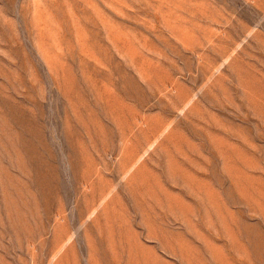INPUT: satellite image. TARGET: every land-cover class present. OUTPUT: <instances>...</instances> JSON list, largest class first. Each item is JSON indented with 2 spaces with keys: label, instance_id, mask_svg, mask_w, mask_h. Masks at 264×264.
I'll use <instances>...</instances> for the list:
<instances>
[{
  "label": "rangeland",
  "instance_id": "1",
  "mask_svg": "<svg viewBox=\"0 0 264 264\" xmlns=\"http://www.w3.org/2000/svg\"><path fill=\"white\" fill-rule=\"evenodd\" d=\"M0 264H264V0H0Z\"/></svg>",
  "mask_w": 264,
  "mask_h": 264
}]
</instances>
